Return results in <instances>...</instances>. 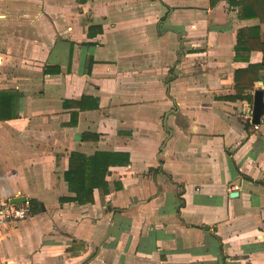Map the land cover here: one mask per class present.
<instances>
[{"label":"crops","instance_id":"obj_1","mask_svg":"<svg viewBox=\"0 0 264 264\" xmlns=\"http://www.w3.org/2000/svg\"><path fill=\"white\" fill-rule=\"evenodd\" d=\"M255 25L229 0H0V199L39 204L0 264H264V115L223 98ZM99 151L130 163L70 200L71 153Z\"/></svg>","mask_w":264,"mask_h":264},{"label":"trees","instance_id":"obj_2","mask_svg":"<svg viewBox=\"0 0 264 264\" xmlns=\"http://www.w3.org/2000/svg\"><path fill=\"white\" fill-rule=\"evenodd\" d=\"M214 6L219 0H210ZM233 6H240V13L244 19H256L264 23V0H229ZM246 33L247 38L242 41L241 34ZM259 50L263 53V60L259 64H250L248 67L235 71V93L225 96L224 99L232 101H247L252 103V89L257 81L264 82V40L262 39L260 26L255 25L239 32V38L235 47L236 59H247L240 53ZM264 91V90H263ZM83 100V99H82ZM75 101L74 105L85 108L82 103ZM93 106H96L95 104ZM88 134L82 136L85 140ZM130 163L129 153L117 152H96L92 155H85L80 152H73L69 157L68 169L64 173L65 180L69 184L71 192L75 193L70 200L78 201L85 205L94 202V191L100 189L103 193H109L110 184L106 176L112 166H125ZM32 212L38 210L37 201L30 202Z\"/></svg>","mask_w":264,"mask_h":264},{"label":"built area","instance_id":"obj_3","mask_svg":"<svg viewBox=\"0 0 264 264\" xmlns=\"http://www.w3.org/2000/svg\"><path fill=\"white\" fill-rule=\"evenodd\" d=\"M253 92H255L253 90ZM259 128L260 124H254ZM32 214L31 204L28 200L20 203H12L0 199V230L8 229L13 224H17ZM2 264H13L12 262H4Z\"/></svg>","mask_w":264,"mask_h":264},{"label":"water","instance_id":"obj_4","mask_svg":"<svg viewBox=\"0 0 264 264\" xmlns=\"http://www.w3.org/2000/svg\"><path fill=\"white\" fill-rule=\"evenodd\" d=\"M264 115V92L262 90H256L252 106V123L260 124L261 118ZM235 192L234 194H236ZM26 200V197L14 198L12 203H20Z\"/></svg>","mask_w":264,"mask_h":264}]
</instances>
